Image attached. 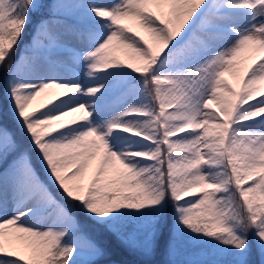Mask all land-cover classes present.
<instances>
[{"label":"snow or ice","instance_id":"1","mask_svg":"<svg viewBox=\"0 0 264 264\" xmlns=\"http://www.w3.org/2000/svg\"><path fill=\"white\" fill-rule=\"evenodd\" d=\"M113 245L264 264V0H0V264Z\"/></svg>","mask_w":264,"mask_h":264},{"label":"rangeland","instance_id":"2","mask_svg":"<svg viewBox=\"0 0 264 264\" xmlns=\"http://www.w3.org/2000/svg\"><path fill=\"white\" fill-rule=\"evenodd\" d=\"M31 27V26H30ZM23 43V41H22ZM118 55L120 56V59H125L124 55L122 53H118ZM254 57L251 56L249 53H244L241 57V60H240V63L237 65V74L242 76L243 75V69L248 65V64H251L252 63V59ZM226 80H228V82L234 87L236 88V86L238 87V82H237V79L230 75V74H225V77H224ZM47 94L44 96V97H41V98H37L35 101H33L32 103V107H38L42 102H44L48 96H49V93L46 92ZM213 108H215V105H213ZM80 114L79 113H75L73 114V117H76V116H79ZM73 117H67L65 119H70V118H73ZM92 175V169H88V171L86 172V176H85V180H87L90 176ZM15 247L17 248L18 251L21 252V254H24V255H27V250L24 249L22 246H20L19 244L15 245ZM136 258V257H135ZM107 262H109V264H122L120 262H115V261H110V260H107Z\"/></svg>","mask_w":264,"mask_h":264},{"label":"trees","instance_id":"3","mask_svg":"<svg viewBox=\"0 0 264 264\" xmlns=\"http://www.w3.org/2000/svg\"><path fill=\"white\" fill-rule=\"evenodd\" d=\"M108 260L118 261L120 263L125 264H132L133 261H135L137 258L134 256L126 253L122 249L117 248L115 245H113V250L110 253V255L107 257Z\"/></svg>","mask_w":264,"mask_h":264},{"label":"bare ground","instance_id":"4","mask_svg":"<svg viewBox=\"0 0 264 264\" xmlns=\"http://www.w3.org/2000/svg\"><path fill=\"white\" fill-rule=\"evenodd\" d=\"M238 87H239V86H238ZM238 87L236 86V88H238ZM46 94H47V93H43V94H41V96H40L39 98L44 97Z\"/></svg>","mask_w":264,"mask_h":264}]
</instances>
